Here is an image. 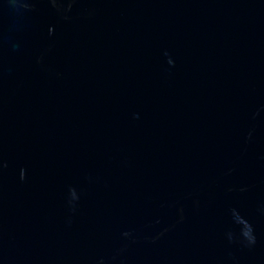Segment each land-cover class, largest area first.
<instances>
[{
	"label": "water",
	"instance_id": "95a60500",
	"mask_svg": "<svg viewBox=\"0 0 264 264\" xmlns=\"http://www.w3.org/2000/svg\"><path fill=\"white\" fill-rule=\"evenodd\" d=\"M0 264H264V0H0Z\"/></svg>",
	"mask_w": 264,
	"mask_h": 264
}]
</instances>
